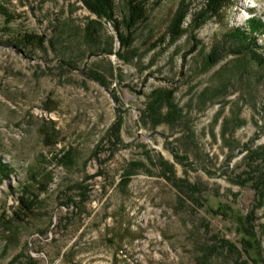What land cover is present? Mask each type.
I'll return each instance as SVG.
<instances>
[{
  "label": "rangeland",
  "instance_id": "obj_1",
  "mask_svg": "<svg viewBox=\"0 0 264 264\" xmlns=\"http://www.w3.org/2000/svg\"><path fill=\"white\" fill-rule=\"evenodd\" d=\"M5 1L19 17H0V167L14 170L0 173V264H264V64L229 38L264 22V0H230L200 27L206 0H148L129 62L103 53L120 50L116 32L80 0ZM181 2L189 13L172 40ZM116 5L122 21L126 0ZM93 20L102 27L88 39ZM25 32L54 46H25ZM158 88L183 110L173 126L143 121ZM63 148L73 163L53 161ZM30 169L52 181L34 189L25 222L4 225ZM239 215L254 225L257 263L221 243L242 250Z\"/></svg>",
  "mask_w": 264,
  "mask_h": 264
},
{
  "label": "trees",
  "instance_id": "obj_2",
  "mask_svg": "<svg viewBox=\"0 0 264 264\" xmlns=\"http://www.w3.org/2000/svg\"><path fill=\"white\" fill-rule=\"evenodd\" d=\"M88 12L93 14L97 20H106L112 23L114 31L120 45V50L115 52L110 46L108 49L103 51L107 55H117L118 57L130 61L129 58L125 57V50L128 51L129 48L133 45L134 34L137 28L145 21L148 20V0H126V17L120 21L116 14V3L117 0H80ZM230 2V0H206L205 7L202 12L199 14L198 27L202 25L201 19H203L208 14H220L223 8ZM233 8V6H231ZM189 8L185 5V2H181L177 8L170 26L167 29L166 36H170L172 40L180 37L184 30L183 25L188 16ZM0 17H2L6 24H10L17 20L19 15L13 12L8 3L5 0H0ZM207 17V16H206ZM247 27L237 26L234 30L229 33V38L238 40L240 42L241 48L244 51L249 52L253 60L259 64H264V56L259 52L264 51V44H257V37L260 34H264V22L259 18L255 17L250 19ZM100 27L102 24L99 21L93 20L88 23L85 27L86 37L91 39L95 34H99ZM22 41L25 46H36L40 49L45 47V44L48 43L52 47L54 46L53 41H47L46 37L36 33H27L21 36ZM166 39V38H165ZM22 45V44H21ZM221 46L216 45L213 49L212 54L209 56V62L214 65L217 64L221 56ZM140 95L142 94L139 92ZM148 101L146 108L143 112V121L144 123H149L152 128H157L160 125L173 126L178 120L182 119L183 110L178 107L176 103L175 95L173 90L167 88H158L154 89L148 96ZM119 140V139H118ZM46 146H55L47 144ZM258 152H251V156ZM53 161L59 165H66V163L74 162V152L70 148H63L59 150ZM7 168V169H6ZM14 170L9 167H0V173L4 177H8L9 173ZM31 174L29 182L23 184L21 187V192L15 200V206L13 207V217L8 218L6 221L4 219V225L8 224L12 226L13 222H25V218L29 214H33L38 201L39 193L34 192L36 186H41L40 192H46L48 189L50 180L45 184V182L40 181V176L38 173H35L30 169ZM170 172V171H169ZM132 174L126 176L128 178L126 182L129 181ZM1 176V175H0ZM259 178V179H258ZM256 178L255 182L258 183V190L264 188V174L261 177ZM2 181V180H1ZM264 193V192H263ZM264 195V194H263ZM5 216V214H3ZM250 218V217H249ZM249 218H244L242 216L236 217V223L238 224L239 234L241 235V240L239 242L241 246V251L238 248L226 241L222 240L221 243L229 245L239 254L245 253L252 262L257 263V258H255L254 253L260 245L257 240V235L255 233L254 225L249 221ZM12 219V220H11ZM7 231L10 229L5 228ZM258 250V251H259Z\"/></svg>",
  "mask_w": 264,
  "mask_h": 264
}]
</instances>
